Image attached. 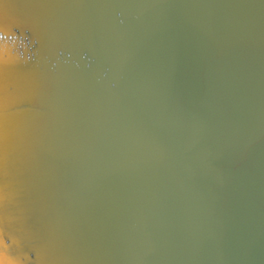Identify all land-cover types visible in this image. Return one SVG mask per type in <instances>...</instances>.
<instances>
[{
  "label": "water",
  "instance_id": "1",
  "mask_svg": "<svg viewBox=\"0 0 264 264\" xmlns=\"http://www.w3.org/2000/svg\"><path fill=\"white\" fill-rule=\"evenodd\" d=\"M89 3L107 49L70 53L111 147L99 263L264 264V0Z\"/></svg>",
  "mask_w": 264,
  "mask_h": 264
},
{
  "label": "bare ground",
  "instance_id": "2",
  "mask_svg": "<svg viewBox=\"0 0 264 264\" xmlns=\"http://www.w3.org/2000/svg\"><path fill=\"white\" fill-rule=\"evenodd\" d=\"M90 1L0 0V264H100L89 182L111 147L102 86L71 57L107 49Z\"/></svg>",
  "mask_w": 264,
  "mask_h": 264
}]
</instances>
